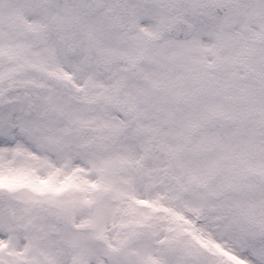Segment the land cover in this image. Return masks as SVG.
<instances>
[{
	"label": "snow or ice",
	"instance_id": "1",
	"mask_svg": "<svg viewBox=\"0 0 264 264\" xmlns=\"http://www.w3.org/2000/svg\"><path fill=\"white\" fill-rule=\"evenodd\" d=\"M0 264H264V0H0Z\"/></svg>",
	"mask_w": 264,
	"mask_h": 264
}]
</instances>
